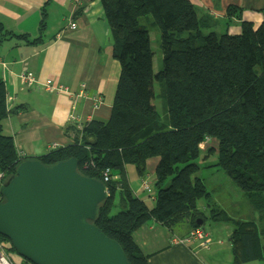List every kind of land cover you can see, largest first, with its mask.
I'll list each match as a JSON object with an SVG mask.
<instances>
[{
  "label": "trees",
  "instance_id": "trees-1",
  "mask_svg": "<svg viewBox=\"0 0 264 264\" xmlns=\"http://www.w3.org/2000/svg\"><path fill=\"white\" fill-rule=\"evenodd\" d=\"M111 39V55L119 76L107 121L68 124L71 143L36 157L20 156L12 137L2 132L6 89L0 80V172L2 182L25 158L44 166L76 159L77 171L101 181L108 196L96 210L94 224L116 240L129 264H150L132 239L143 224L155 223L173 231L184 225L183 236L204 228L205 220L229 223L231 262L261 260L264 254V16L257 26L241 20V8L228 5L225 29L239 21V31H217L219 20L198 14L189 0H99ZM38 31L45 27L42 13ZM149 15V16H148ZM143 19V24L140 20ZM159 31L161 66L152 73L149 26ZM17 38L34 43L26 33L15 34L0 22V44ZM230 44H223V39ZM154 76L166 114L160 119L150 103L148 81ZM206 139L216 144L201 151ZM204 144V143H203ZM216 154L217 167L240 190L256 220L230 217L215 204L199 175L200 157ZM156 158L154 194L143 178L146 161ZM126 164L140 177L132 190ZM107 170L108 180H103ZM143 178V179H142ZM146 184L148 191L142 184ZM137 192L153 202L146 205ZM140 193V194H141ZM118 194V207L115 196ZM205 201L204 210L197 207ZM3 197L0 195V202ZM113 207H117L113 210ZM201 221V225L197 222ZM209 234V233H208ZM210 235V234H209ZM0 241L6 239L0 236ZM195 243L196 248H202ZM209 246V245H208ZM204 247V248H208ZM11 249V247L9 248Z\"/></svg>",
  "mask_w": 264,
  "mask_h": 264
},
{
  "label": "crops",
  "instance_id": "crops-1",
  "mask_svg": "<svg viewBox=\"0 0 264 264\" xmlns=\"http://www.w3.org/2000/svg\"><path fill=\"white\" fill-rule=\"evenodd\" d=\"M198 14H208L219 20L217 31L236 34L239 21L223 26V14L228 5L241 8V20L257 26L264 16V0H189ZM45 12V27L38 31ZM76 23L68 29L69 22ZM0 22L15 34L26 33L34 43L22 39H5L0 44V80L6 95L11 97L10 111L2 120V132L12 137L20 156L36 157L51 147L66 146L71 137L64 127L84 121H107L119 76V63L111 55V39L99 0H0ZM31 71L37 80L49 78L65 90L48 93L41 86L22 89L18 74ZM81 91L83 95L78 96ZM99 99L96 108L92 99ZM72 114V115H71ZM75 118L72 120V118ZM156 158L146 161L143 178L154 181ZM142 178V179H143ZM140 177L130 186L136 192ZM137 192L145 200V194ZM144 196V197H143ZM152 200V199H151ZM150 206L153 205V200ZM145 202H147L145 200ZM204 210L203 205L199 206ZM212 228L213 243L208 248H196L172 242L173 235L186 231L184 225L173 231L147 223L132 233L140 251L150 264H232L229 229ZM264 245V239H261ZM243 264H264L261 260Z\"/></svg>",
  "mask_w": 264,
  "mask_h": 264
},
{
  "label": "water",
  "instance_id": "water-1",
  "mask_svg": "<svg viewBox=\"0 0 264 264\" xmlns=\"http://www.w3.org/2000/svg\"><path fill=\"white\" fill-rule=\"evenodd\" d=\"M0 195V236L32 264H129L118 242L94 224L106 186L79 173L74 157L51 166L21 160Z\"/></svg>",
  "mask_w": 264,
  "mask_h": 264
},
{
  "label": "rangeland",
  "instance_id": "rangeland-1",
  "mask_svg": "<svg viewBox=\"0 0 264 264\" xmlns=\"http://www.w3.org/2000/svg\"><path fill=\"white\" fill-rule=\"evenodd\" d=\"M149 16V15H148ZM140 23L143 24V19L140 20ZM69 24V23H68ZM68 26V25H67ZM68 28V27H67ZM149 41H150V49L153 53L152 56V73L158 71V69L161 66V55L159 50V31L157 29V26L150 25L149 26ZM223 44H230V41L228 39L222 40ZM148 89L150 93V103L152 107L155 109V111L158 113L160 119H163V116L166 114L165 106L162 102V97L158 96V84L154 79L153 75H150L149 81H148ZM72 115V114H71ZM202 144V149L200 152L205 151L207 147H216V144L214 142H211L210 139H206ZM52 149L55 148L53 145L51 147ZM216 161V154H211L208 158L200 157L196 160L202 168L199 171V175L203 177L204 183L206 186V189L210 193V199L209 204H215L219 208L223 209L230 217L238 220L243 221H250V220H256V213L253 212L250 209V206L245 201V199L242 196V193L240 190L230 181L228 176H226L221 170H219L217 167L208 165L215 163ZM126 174L127 179L129 182H132L134 185L137 181V177L134 172V168L132 165L126 164ZM149 187L151 189V195L154 194V188L153 183L151 180H149ZM144 194V193H143ZM144 197V196H143ZM147 202L146 205L150 206L151 202L149 201V198L146 196L144 197ZM144 200V201H145ZM115 205H118V194L115 196ZM201 205H206L205 201L199 200L197 202L198 209L202 210ZM118 207V206H117ZM117 207H113V210H116ZM223 223V222H222ZM224 225H227L230 227L229 229V235L232 230V226L229 223H223ZM215 226H223L221 224H216L215 222H212L210 220H205L204 228L208 231H210L212 234L215 232L212 228ZM174 236V235H173ZM172 236V237H173ZM210 236V235H209ZM211 237V236H210ZM261 239H264L262 237ZM210 245H212L213 240L211 237ZM230 244V243H229ZM208 246V247H209ZM7 252L10 254V256L14 259L15 263L23 262L24 259L21 258L13 249H8Z\"/></svg>",
  "mask_w": 264,
  "mask_h": 264
},
{
  "label": "built area",
  "instance_id": "built-area-1",
  "mask_svg": "<svg viewBox=\"0 0 264 264\" xmlns=\"http://www.w3.org/2000/svg\"><path fill=\"white\" fill-rule=\"evenodd\" d=\"M68 29H75L76 28V23L74 21L69 22L68 24ZM18 79L19 82L21 83V87L22 89L25 88H32L34 86H41V88L48 92V93H52V92H60L65 90L63 87L61 86H56L52 83V80L47 78L45 79L43 82H40L37 80V77L29 70L26 69H22V71L18 74ZM80 95H83V93H81V91L79 92ZM92 106L94 108L97 107V105L100 103V100L97 98H93L92 99ZM7 105V104H6ZM75 119L74 117L72 118V120ZM203 144V143H202ZM202 144L200 146H202ZM108 171L105 170L103 172V180L107 181L108 180V175H107ZM2 173L0 172V183L2 181ZM142 186H144V189L146 191L149 190L148 186L146 184H142ZM211 241V237L209 236V234L204 231L203 228H194L192 230H190L188 233H185L183 236H179V235H174L172 237V242L175 244H186L188 242H196L197 245L199 247H207L208 245H210ZM0 264H32L28 261H23V262H19V263H15L14 259L11 258L7 252L5 251V244L3 242H0Z\"/></svg>",
  "mask_w": 264,
  "mask_h": 264
},
{
  "label": "clouds",
  "instance_id": "clouds-1",
  "mask_svg": "<svg viewBox=\"0 0 264 264\" xmlns=\"http://www.w3.org/2000/svg\"><path fill=\"white\" fill-rule=\"evenodd\" d=\"M10 99H11V97H8V96H6V98H5V107H6V110L7 111H9L10 110V108H9V101H10ZM7 104V105H6ZM22 157V156H21ZM1 183H2V181H1ZM0 183V184H1ZM207 232V231H206ZM208 233V232H207ZM8 241V240H7ZM0 242H2V241H0ZM3 243L5 244V251L7 252V250L10 248V243H9V241L8 242H6V241H3ZM182 245H185V244H182ZM7 254L10 256V254L7 252ZM11 257V256H10ZM12 258V257H11ZM24 261H27V260H25L24 259ZM29 262V261H28ZM31 263V262H30Z\"/></svg>",
  "mask_w": 264,
  "mask_h": 264
}]
</instances>
